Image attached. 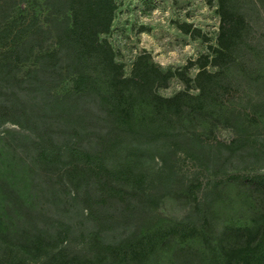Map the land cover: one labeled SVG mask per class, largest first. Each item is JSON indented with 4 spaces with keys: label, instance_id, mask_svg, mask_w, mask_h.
<instances>
[{
    "label": "rangeland",
    "instance_id": "rangeland-1",
    "mask_svg": "<svg viewBox=\"0 0 264 264\" xmlns=\"http://www.w3.org/2000/svg\"><path fill=\"white\" fill-rule=\"evenodd\" d=\"M226 3L229 35L219 0H0V264L264 257V0ZM94 39L130 97L70 91Z\"/></svg>",
    "mask_w": 264,
    "mask_h": 264
},
{
    "label": "trees",
    "instance_id": "trees-1",
    "mask_svg": "<svg viewBox=\"0 0 264 264\" xmlns=\"http://www.w3.org/2000/svg\"><path fill=\"white\" fill-rule=\"evenodd\" d=\"M227 0H219L221 11H222V29L223 32L227 35L231 34L234 29L236 28V17H238V14L234 13L232 10L230 11L227 7ZM92 49L94 56H97V53L100 52L102 54V57L100 59L106 60L105 63L101 64V68L106 77V83L103 84L105 91H101L98 88V81L96 80H90L88 77H86V73L83 71L82 63H79L77 67H74V71L72 73V79L69 80L72 84V87L70 88V91H76V92H81V93H87L90 92L91 90L98 91L100 95H103V99L106 97H111L110 94H108V88L111 86L113 88V93L118 92L119 97H130V93L127 88H125V84L127 83H137L141 85L145 81H147L151 74L149 71H141V70H135L134 74L130 78H126L123 76L121 68L117 62L114 61L112 54H111V49L109 48L108 45H103L100 44L96 39H94V42H92ZM56 52H53V54ZM72 151V150H70ZM69 149H66L65 152H61V156L63 157L66 155V153L70 152ZM53 150L46 151L45 149L42 150L40 153V157L44 158H49L50 155L52 154ZM55 157H59L58 155H55ZM32 242V245H29V243ZM40 239L39 238H34V241H26L25 245H22L20 243L18 244H8L10 247L17 248L18 251H22L23 253H26L27 250H33L37 248V252L40 251V249L44 250L46 246L40 245ZM258 245L259 243L256 244V248L251 251L250 256L256 251H258ZM2 249L3 246H2ZM245 252H248V248H244ZM36 252V254H37ZM264 254V252H262ZM35 254V255H36ZM26 255L28 256H34L31 252L27 253ZM250 256H243V262L235 263V264H247L248 257ZM17 259V257H16ZM258 262L257 263H252V264H264V257L260 258V254L257 256ZM80 264H87L86 261H82Z\"/></svg>",
    "mask_w": 264,
    "mask_h": 264
}]
</instances>
